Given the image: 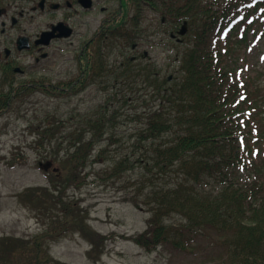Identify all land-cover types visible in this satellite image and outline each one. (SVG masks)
<instances>
[{
	"label": "trees",
	"instance_id": "trees-1",
	"mask_svg": "<svg viewBox=\"0 0 264 264\" xmlns=\"http://www.w3.org/2000/svg\"><path fill=\"white\" fill-rule=\"evenodd\" d=\"M248 2L162 0L152 4L162 18L157 28L163 35L157 47H165V31L174 34L183 21L188 22V33L180 43L170 38L177 44L171 48V56L176 58L171 80L158 65L138 67L125 61L111 69L103 62L109 55L106 48L124 52L153 35L143 31L140 12L129 23L111 24L114 33L107 38V47L95 50L96 60L90 68L93 79H103L106 74L116 83L144 84L153 101L142 100L147 110L133 116L144 125L132 155L115 158L112 168L98 174L102 180L117 183L126 180L127 174L139 172L136 186L140 194L150 190L146 205L151 216L143 232L124 238L147 253L166 244L184 248L183 241L176 239L179 236L189 239L187 235L198 237L214 231L225 250L222 264H264L263 74L241 68L237 57L249 43L240 30L243 26L250 30L248 21L264 6V0L253 9L247 7L246 19L234 23L243 15L240 6ZM87 77V73L80 76L82 81L76 84L20 88L11 84L9 91L0 93V117L38 92L53 97L76 94ZM104 89L114 91L115 87L105 84ZM117 101L121 100L108 96L106 108L90 117L81 116L79 121L75 115L64 119L47 113L30 128L35 136L31 148L42 151L39 159L51 160L60 169L50 173L49 186L28 187L17 199L48 217L51 225L31 238L0 237V264H63L52 256L50 247L68 231L79 233L90 243V259H101L108 238L92 228L87 211L79 200L69 199V192L81 190L90 179L87 171L106 163L110 148L120 143L111 129L122 112ZM129 103L130 98L125 97L124 104ZM26 161L27 156L18 153L9 164ZM175 216L183 222L178 232L170 223Z\"/></svg>",
	"mask_w": 264,
	"mask_h": 264
},
{
	"label": "rangeland",
	"instance_id": "rangeland-1",
	"mask_svg": "<svg viewBox=\"0 0 264 264\" xmlns=\"http://www.w3.org/2000/svg\"><path fill=\"white\" fill-rule=\"evenodd\" d=\"M207 1L211 2V0ZM256 1L253 0L251 4ZM118 7L117 1L107 6L110 12ZM104 15L100 7L93 10L89 15L88 26L79 24V32L75 35L74 42L79 44L91 36ZM252 19H255V22H252V28L246 32L249 44L241 47L237 57L241 68L245 70L251 68L254 73L263 74L264 86V6ZM157 21L156 13L150 8L144 9V29L148 33L154 32L158 35L144 42L141 54L147 51L149 55L146 59L138 61L136 65L151 64L150 67L158 65L166 72V76L172 77L171 72L175 68L176 58L171 56L173 54L171 48H175L177 44L169 40L168 34L165 33V47L155 45L160 42L159 38L163 35V32L157 28ZM244 32L243 26L240 33L244 34ZM80 47L77 46L75 56L71 55L73 59H68L66 53H62L63 58L58 62L57 67H53L44 75L33 72L28 78L41 79L45 76L53 84L76 80L80 76L77 62ZM134 55L137 53L131 50L126 54L118 50L108 57V66L111 69H118L122 62ZM87 83L88 86L76 95L53 97L38 92L21 107L16 105L13 111L3 113L0 117V237L31 238L46 231L51 225L48 217L37 214L17 199V194L28 187L49 186L48 180L52 172L44 171L39 167V162L45 160L39 159L41 150L31 148L34 147L35 136L30 128L35 127L47 113L64 119L75 115L78 121L81 116L90 117L99 113L102 107L106 108L108 96L113 95L114 99L121 100L117 101L118 108L122 106L121 114L116 116V126L111 127L120 139V143L117 147L110 148L112 153L106 163L94 165L87 171L91 174L90 179L83 184L81 190L69 192V199L79 200L81 208L87 211V221L92 228L108 238L101 259L97 261L90 259L88 255L91 250L90 244L80 234L71 231L63 234L59 241L51 243V254L63 264H222L225 250L220 237L214 231H208L198 237L189 236L185 231L189 239L180 236L176 238L183 241L184 248L166 244L153 253H147L131 240L124 238L141 233L147 228L151 216L146 205L150 190L146 189L140 194L136 186V181L140 178L138 171L127 174L126 180L117 183L113 180H102L98 174L112 168L115 158L132 155L133 146L138 141L139 130L144 125L143 121L134 119L133 116L139 110H147L146 106L140 103L142 100H148L151 104L153 101L144 84L141 86L135 82L134 85H129L121 81L116 83L114 78L107 77L106 74L103 80L97 83L91 79ZM105 84L115 87V90H105ZM125 97L130 98L131 105L124 104ZM134 105L135 108L132 107ZM110 106L113 109L115 105ZM128 115L131 117L128 118ZM18 153L26 155L27 161L11 166L9 163ZM136 203L141 207H136ZM170 223L176 232L182 230L183 222L180 216L173 217Z\"/></svg>",
	"mask_w": 264,
	"mask_h": 264
},
{
	"label": "flooded vegetation",
	"instance_id": "flooded-vegetation-1",
	"mask_svg": "<svg viewBox=\"0 0 264 264\" xmlns=\"http://www.w3.org/2000/svg\"><path fill=\"white\" fill-rule=\"evenodd\" d=\"M115 1L120 4V10L124 5L128 9L132 4L129 0H0V80L17 88L50 85L45 76L41 79L28 77L33 72L47 74V71L57 67L63 58L62 53L73 59L71 55L77 48L74 38L79 32V24L88 26L89 15L100 7V11L105 13L100 25L79 44L82 47L79 57L86 55L91 60V43L98 45L101 37L109 33L105 23L125 18L122 11H108L107 6ZM148 1L152 4L154 0ZM88 4L92 7L87 8ZM156 17L160 19L158 13ZM70 30L73 35L67 37L65 34ZM45 35L48 39L43 38ZM144 55L148 53L144 52ZM83 68H86L85 65Z\"/></svg>",
	"mask_w": 264,
	"mask_h": 264
},
{
	"label": "water",
	"instance_id": "water-1",
	"mask_svg": "<svg viewBox=\"0 0 264 264\" xmlns=\"http://www.w3.org/2000/svg\"><path fill=\"white\" fill-rule=\"evenodd\" d=\"M186 31H187V27H186V24L184 25V27H183V29H182V31L180 32L182 35H184V34H186ZM67 35H70V33L69 34H67ZM42 166H43V164H42ZM51 166V163L49 162V163H47L44 167H45V169H48V167H50Z\"/></svg>",
	"mask_w": 264,
	"mask_h": 264
}]
</instances>
